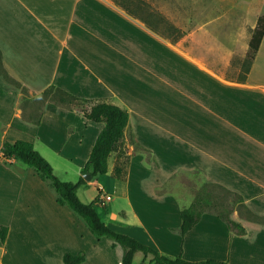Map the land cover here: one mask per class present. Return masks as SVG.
<instances>
[{"label": "crops", "instance_id": "obj_1", "mask_svg": "<svg viewBox=\"0 0 264 264\" xmlns=\"http://www.w3.org/2000/svg\"><path fill=\"white\" fill-rule=\"evenodd\" d=\"M172 1L0 0V140L31 141L54 172L57 165L81 176L104 125L80 109L37 113L22 105L20 87L125 109L124 175L109 160L106 175L79 187L81 200L101 193L110 228L168 257L264 264V224L239 213L232 219L243 234L206 212L182 235L181 211L192 193L179 180L197 173L264 216V37L248 59L264 8L250 5L248 20L224 31L218 7L229 1L232 10L235 1L219 0L214 14L211 0H190L197 8L184 25L169 12ZM0 227L8 228L0 264H65L66 254L82 253L81 264H122V246L97 239L57 203L49 181L1 152ZM151 259L143 254L142 262Z\"/></svg>", "mask_w": 264, "mask_h": 264}, {"label": "trees", "instance_id": "obj_2", "mask_svg": "<svg viewBox=\"0 0 264 264\" xmlns=\"http://www.w3.org/2000/svg\"><path fill=\"white\" fill-rule=\"evenodd\" d=\"M264 37V15L258 19L256 29L250 41L249 61H252L259 50ZM0 66L2 67V53L0 50ZM65 97L62 101L75 104L83 110L85 118L93 123L103 124L88 161L84 164L82 175L78 182H67L61 180L54 172L51 163L35 148V145L28 140H17L13 143L3 142L1 154L6 159H15L27 166L32 167L37 174L45 181H49L56 193L57 203L69 207L76 215L84 220L90 232L97 238H108L124 249L122 264H133L135 255L141 252L145 257L152 256L151 264H228L223 261H188L182 256L175 258L161 254L154 248L143 244L132 236L120 233L110 228L102 219L97 206H105L101 199V193L91 203H85L79 197L77 191L80 186L87 184L84 175L91 174L92 179L109 172V160L111 155L119 152L121 159L127 160L126 149L123 147L125 131L129 124V113L127 110L105 102L93 103L89 100L80 99L61 89L58 90ZM68 98V99H67ZM90 104V108L86 105ZM127 162L116 168L117 177L124 175ZM213 187L228 194V199H222L215 195ZM240 206L244 209L247 218L251 221L264 224V216L254 214L244 203L241 195L226 189L218 184H205L195 193V198L188 208L181 211L182 224L180 227L182 235L191 231L201 220L206 212H214L227 225L239 234L245 232L244 227L232 219L231 214L235 208ZM8 235L7 227H0V239L4 244ZM85 254H66L63 258L65 264H81L85 262ZM145 262V261H144ZM142 262L141 264H144Z\"/></svg>", "mask_w": 264, "mask_h": 264}, {"label": "rangeland", "instance_id": "obj_3", "mask_svg": "<svg viewBox=\"0 0 264 264\" xmlns=\"http://www.w3.org/2000/svg\"><path fill=\"white\" fill-rule=\"evenodd\" d=\"M182 4H180L177 0H173L171 3V5H169V12L177 19H179L181 21V23L184 25L186 20L188 19V15L191 13H194L195 7L193 5V3L190 0H185L182 1ZM235 1L234 3L237 4L236 8L229 10L230 8H228V6L230 7L231 2L229 1H225L226 3L221 2V4L219 3V0H211V3H209L210 5L208 6L209 9L208 11H211L214 13V9H215V5H221L218 7V10L220 11L221 9V13H223L224 17H223V21L227 22L228 24H225V26H229L226 29H223L224 31H229L230 27H231V23L232 21L236 22V23H241L243 21H247L248 20V14L250 12V5H255V10L257 7L264 8V5H262L260 2V0H253L251 4L250 1L251 0H233ZM175 5V7H174ZM226 9V10H225ZM212 13V14H213ZM215 14V13H214ZM216 15H218V13L216 12ZM226 15V16H225ZM15 85L20 87V85L18 83L15 82ZM21 97H22V105L25 107H33V109L39 113L42 112L43 109L45 108H53L56 110H61V111H73L74 109H80L78 106H76L75 104H70L67 101H62L61 97H65L64 94H62L61 92H59V89L56 88H50L47 91H45L44 93H42L41 95H35V94H30L29 91L25 88H21ZM68 99V98H67ZM86 105V104H85ZM88 108H90V104L86 105ZM81 110V109H80ZM127 144H129L128 138L125 137L124 140V145L123 147L126 149V153H127V160H125L124 158L121 159L119 156V152H116L114 154L111 155V159H114V161H117V163L119 165H122L123 163L125 164L127 162V164H129L130 162V156L128 155V146ZM37 148L40 149L41 147H39V145H37ZM140 153V151H137ZM77 163V162H76ZM75 167V166H73ZM56 168V175L61 176V179H63L64 181L67 182H78L80 179V175H78L77 173H75L74 171H64L62 169H60L57 165H55ZM67 172V173H66ZM179 180L181 181V183L187 187V189H189V191L192 193V195H188L185 194V197H189V200L186 201L184 204L186 205V208H188L194 198H195V193L198 189H200L203 185L205 184H209V183H204V179L203 177H201L199 174L197 173H184L181 174V176L179 177ZM184 181H187V183H183ZM190 185V187H189ZM87 186H83L82 189H85ZM213 192L215 193V195L221 197L222 199H228V194L224 193L222 190H219L215 187H213ZM82 198H86L84 197L85 195H82ZM187 199V198H186ZM83 201V200H82ZM84 202V201H83ZM86 203V202H85ZM97 210L99 211L103 221L108 222V215L106 214V211L104 210L103 206H97ZM214 213V212H211ZM239 213V215L243 218H247V215L245 214L244 209H242L240 206L235 208V211L231 214L235 215ZM143 259V253H138L135 256L134 262L133 264H140L142 262ZM150 263V262H149Z\"/></svg>", "mask_w": 264, "mask_h": 264}, {"label": "water", "instance_id": "obj_4", "mask_svg": "<svg viewBox=\"0 0 264 264\" xmlns=\"http://www.w3.org/2000/svg\"><path fill=\"white\" fill-rule=\"evenodd\" d=\"M2 146H3V143H2V141L0 140V152H1ZM84 179L86 180V182H91V180H92V176H91V174H86V175H84Z\"/></svg>", "mask_w": 264, "mask_h": 264}]
</instances>
